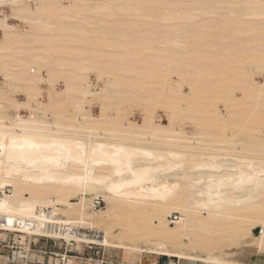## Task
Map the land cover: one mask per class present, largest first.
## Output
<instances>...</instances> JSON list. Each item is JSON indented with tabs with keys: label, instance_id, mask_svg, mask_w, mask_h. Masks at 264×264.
<instances>
[{
	"label": "bare ground",
	"instance_id": "bare-ground-1",
	"mask_svg": "<svg viewBox=\"0 0 264 264\" xmlns=\"http://www.w3.org/2000/svg\"><path fill=\"white\" fill-rule=\"evenodd\" d=\"M215 2L0 0V237L264 264V0Z\"/></svg>",
	"mask_w": 264,
	"mask_h": 264
},
{
	"label": "built area",
	"instance_id": "built-area-1",
	"mask_svg": "<svg viewBox=\"0 0 264 264\" xmlns=\"http://www.w3.org/2000/svg\"><path fill=\"white\" fill-rule=\"evenodd\" d=\"M103 200L96 199L95 207L102 208ZM61 232H65L70 238L62 237L50 238L46 236H38L29 242L30 250H25V244L14 239V235L0 237V253L8 252L10 258L5 260V264H143L139 260L127 261L123 258H116L112 255L101 254L100 245L87 242L85 240L78 241L83 235L79 228L75 226L64 227ZM8 237V240L4 238ZM7 249V251H3ZM24 250L27 255L20 259H14V252ZM61 251V252H60ZM72 257V262H69ZM172 259L165 256L163 259L147 260L148 264H181L176 258ZM1 264V263H0Z\"/></svg>",
	"mask_w": 264,
	"mask_h": 264
},
{
	"label": "rangeland",
	"instance_id": "rangeland-1",
	"mask_svg": "<svg viewBox=\"0 0 264 264\" xmlns=\"http://www.w3.org/2000/svg\"><path fill=\"white\" fill-rule=\"evenodd\" d=\"M192 1V2H191ZM193 1H197L198 3H199V0H186V2L189 4V6H195V4H198L197 2H195V3H193ZM208 1V2H207ZM210 1V2H209ZM216 0H213V2H212V0H203V1H201L200 0V2H204L206 5H207V7L208 8H213V6H214V8L215 7H219L220 5L219 4H216V2H215ZM21 2L22 3H30V2H35V0H21ZM212 2V3H211ZM210 4V5H208V4ZM217 10V9H216ZM219 10V12L221 11L222 13H221V15H222V17L223 16H225V18L223 19V21L221 20V19H219V17L220 18H222L221 17V15H216L215 16V14L213 15V14H210V15H212V16H206L205 17V20H208L207 22H209V26H208V28L206 29V34L208 35V37L210 38V36L209 35H211V37L212 36H214L215 34H219L218 32L220 31V34L221 33H223V32H227V30H228V32H229V27H230V29L232 28V26H233V24L232 23H234V22H232V21H234L233 20V16H231L230 15V13H229V10L227 11L226 9H218ZM226 10V11H225ZM3 11H4V13L5 14H9L10 13V8L9 7H7V6H4L3 7ZM228 12V13H227ZM217 14H218V11L216 12ZM220 14V13H219ZM227 14H229V15H227ZM240 16L238 17V20H243V21H247L248 20V17H245V16H243L242 15V12L239 14ZM219 16V17H218ZM243 17V18H242ZM211 18H213L214 20H212ZM231 18V20L229 21V19ZM236 18V17H235ZM234 18V19H235ZM242 18V19H241ZM226 19V20H225ZM264 19V18H263ZM220 20V21H219ZM219 22L218 24H217V22ZM224 21H226V22H224ZM236 21H237V19H236ZM10 22H12V23H14V22H16V20L15 19H10ZM195 23V21L193 20V21H190V23H186L185 24V28H186V25L188 24V26H187V28L189 27V29H191L192 28V30H194V28L195 29H197L198 27H196L198 24L196 23L195 25H193L192 27H190L192 24L191 23ZM222 22H224L223 24H220V23H222ZM193 23V24H194ZM214 23H216L217 25L215 26V27H210V26H214L213 24ZM228 23V24H227ZM242 23H244V22H242ZM224 24H226V26L224 25ZM232 24V25H231ZM220 25H222L223 27L225 26V27H227V30H225V28H224V30L222 29L223 27L221 26L219 29H218V26H220ZM231 25V26H230ZM165 27H163V29H164ZM213 29V31L211 30V29ZM160 29H162V28H160ZM216 30V31H215ZM231 31V30H230ZM215 32V33H214ZM227 32V33H228ZM219 34V35H220ZM2 34H1V31H0V36H1ZM1 38V37H0ZM238 41V40H237ZM237 41H233V45H234V43L235 44H238V42ZM191 42V41H190ZM189 42V43H190ZM199 42V41H198ZM198 42L197 41H195V42H192V43H197L198 44ZM221 43H223V44H225L224 42H227V41H220ZM262 42H264V40L262 39ZM210 43V42H209ZM209 43H208V45H209ZM240 43V42H239ZM192 46H194L193 44H191ZM221 46H222V44H220ZM163 48H161V49H163V50H165L166 49V45H164V46H162ZM179 47L178 46H176L175 47V45L173 46V49L176 51V50H179L178 49ZM258 49H256L254 52H256ZM180 51V50H179ZM253 52V53H254ZM258 52H256L255 54H257ZM165 61V60H164ZM164 61H162V62H164ZM161 62V61H160ZM175 76V75H174ZM173 76V78L174 79H177V77L175 76L174 77ZM132 78H135V77H132ZM256 78H257V80H259V81H262L263 80V78L261 77V75L260 74H256ZM89 80H90V82H91V85H92V90L93 91H99L100 90V87L103 85V82L101 81V80H98L97 79V77L95 76V74H93V73H91L90 74V78H89ZM100 81V82H99ZM102 84V85H101ZM171 85L172 86H175V81H172L171 82ZM97 86V87H96ZM58 87L59 88H63L64 87V84H63V82L61 81L60 83H58ZM95 88V89H94ZM185 88V89H184ZM183 88V93L181 94L182 95V97H183V101L182 102H180L179 103V108H178V110L180 111V112H185V109H186V107H185V103H189V99L187 98V97H189V95L187 94V93H185V92H187L188 91V87H184ZM21 96V97H20ZM20 96H18L19 98H20V100H24V99H22L23 97H24V95H22V94H20ZM25 98V97H24ZM185 98V99H184ZM187 98V99H186ZM186 100V101H185ZM185 102V103H184ZM219 105H222L221 107L223 108V104L222 103H220ZM94 106V107H93ZM92 107V109H93V113H95V115H97V114H99V112H100V106L98 105V104H95V105H93ZM128 106V105H127ZM162 110V109H161ZM160 109L159 110H157V116H161L160 117V120H161V123L163 124V123H165L164 125H167L168 124V122H169V119H168V116H167V114H166V112L165 111H161ZM23 114H25V115H28L29 113H27V111L26 110H23ZM134 114V116L132 115V119L133 120H136V121H141L142 120V116H143V113H142V111L141 110H136L135 111V113H133ZM229 114H231V112L229 113ZM135 118V119H134ZM181 121V120H180ZM182 123V124H181ZM180 125H183V129H184V131L185 132H187V133H192V132H194V131H196V129L198 128V126L196 125V124H184L182 121L180 122ZM2 194V193H1ZM97 199H101V200H103V205H102V208L103 209H106V207H107V202L103 199V197L102 196H99V197H97ZM96 200V199H95ZM72 201H76L75 199H73ZM97 209H100V208H97ZM178 215L179 214H176V213H174V214H171V216H169L168 217V219H169V221H170V223H171V225H175L174 223H172V221H176L178 218ZM261 231V228L260 227H257L256 228V230H255V232L257 233V234H259V232ZM2 236H7V234L5 235H2ZM5 240H8V237H5L4 238ZM3 251H7V249H4ZM100 251H101V254H108V255H112V256H114V257H116V258H123L124 260H127V261H135V260H139V261H141L143 264H145V262H147V260H150V259H153V260H157V259H163V258H165V255H159V254H157V253H142V252H139V255L138 254H134L133 252H131V251H129V250H121V249H118V248H105V247H100ZM61 252V251H60ZM7 258H10V256L8 255V252L6 253V252H1L0 253V259H3V260H5V259H7ZM181 264H185V263H181ZM197 264H203L202 262H198ZM204 264H215V263H204Z\"/></svg>",
	"mask_w": 264,
	"mask_h": 264
},
{
	"label": "crops",
	"instance_id": "crops-1",
	"mask_svg": "<svg viewBox=\"0 0 264 264\" xmlns=\"http://www.w3.org/2000/svg\"><path fill=\"white\" fill-rule=\"evenodd\" d=\"M8 255L10 256V254H8ZM4 262H5V261H1L0 263H1V264H5ZM145 264H148V262H145Z\"/></svg>",
	"mask_w": 264,
	"mask_h": 264
}]
</instances>
